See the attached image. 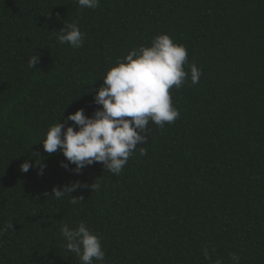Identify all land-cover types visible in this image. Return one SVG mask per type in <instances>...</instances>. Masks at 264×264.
Instances as JSON below:
<instances>
[{
  "label": "trees",
  "instance_id": "obj_1",
  "mask_svg": "<svg viewBox=\"0 0 264 264\" xmlns=\"http://www.w3.org/2000/svg\"><path fill=\"white\" fill-rule=\"evenodd\" d=\"M73 22L78 49L58 41ZM164 33L188 51V76L169 90L179 118L149 121L119 175L99 162L78 175L61 167L62 152L44 151L49 127L81 108L91 117L116 60ZM77 181L89 187L50 195ZM81 221L100 236L103 264H234L233 253L264 264V0H0V228L14 226L0 264H81L61 233Z\"/></svg>",
  "mask_w": 264,
  "mask_h": 264
},
{
  "label": "clouds",
  "instance_id": "obj_2",
  "mask_svg": "<svg viewBox=\"0 0 264 264\" xmlns=\"http://www.w3.org/2000/svg\"><path fill=\"white\" fill-rule=\"evenodd\" d=\"M81 8L96 9L100 0H77ZM60 44H69L78 49L84 44L85 34L76 22L67 23L58 31ZM40 54L29 59V67H35L40 61ZM188 60V51L184 44L176 43L167 33L156 36L150 47L144 45L133 48L126 56L118 58L115 66L111 67L103 78V84L95 90L94 102L102 107L98 108L89 117L83 108L74 114H69L63 122L51 125L42 141L44 151L52 154L60 151L66 161L61 167L72 169L74 174H80L86 166L101 163L113 175H119L129 158L137 151V145L148 139L147 125L149 121L163 128L166 123H173L179 118L180 112L173 106L170 89L180 88L187 76L185 64ZM191 82L199 83L202 75L195 63L189 65ZM74 122L68 125V122ZM66 125H68L66 127ZM140 155H146V149H138ZM39 174L43 175L46 165L36 161ZM33 165L25 161L20 170L27 173ZM80 187L79 181L52 189L57 199L66 193L72 194ZM93 190L99 188L98 181L91 185ZM80 199L73 197L71 203L76 204ZM9 228H14L12 222H7L0 228L3 235ZM61 233L66 241L68 251L75 253L81 264H94V261L103 264L106 253L101 238L81 221L78 227L72 228L68 224L61 226ZM214 251V249H213ZM203 255L211 259L208 249ZM234 264H239L237 254H231ZM214 264H222L217 259Z\"/></svg>",
  "mask_w": 264,
  "mask_h": 264
}]
</instances>
